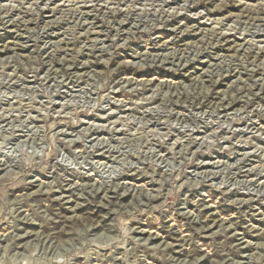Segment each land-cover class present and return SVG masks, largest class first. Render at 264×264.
<instances>
[{"label": "rangeland", "instance_id": "obj_1", "mask_svg": "<svg viewBox=\"0 0 264 264\" xmlns=\"http://www.w3.org/2000/svg\"><path fill=\"white\" fill-rule=\"evenodd\" d=\"M0 264H264V0H0Z\"/></svg>", "mask_w": 264, "mask_h": 264}, {"label": "bare ground", "instance_id": "obj_2", "mask_svg": "<svg viewBox=\"0 0 264 264\" xmlns=\"http://www.w3.org/2000/svg\"><path fill=\"white\" fill-rule=\"evenodd\" d=\"M254 14H257L255 11H253ZM237 19H239V22L242 21L241 19H243L242 21V24L243 23H246L247 21L249 22H253V23H258V22H262V20H259L257 18H249V17H246V16H242V15H239L237 16ZM249 22L247 24H249ZM260 27V26H259ZM227 40V38L223 37V41Z\"/></svg>", "mask_w": 264, "mask_h": 264}]
</instances>
